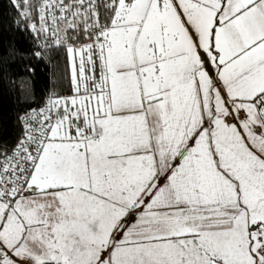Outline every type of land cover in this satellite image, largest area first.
Returning <instances> with one entry per match:
<instances>
[{
  "label": "snow or ice",
  "instance_id": "obj_1",
  "mask_svg": "<svg viewBox=\"0 0 264 264\" xmlns=\"http://www.w3.org/2000/svg\"><path fill=\"white\" fill-rule=\"evenodd\" d=\"M10 4L71 94L0 122V264H264V0Z\"/></svg>",
  "mask_w": 264,
  "mask_h": 264
},
{
  "label": "trees",
  "instance_id": "obj_2",
  "mask_svg": "<svg viewBox=\"0 0 264 264\" xmlns=\"http://www.w3.org/2000/svg\"><path fill=\"white\" fill-rule=\"evenodd\" d=\"M16 16L10 0H0V122L8 131L14 130L12 120L24 102L39 104L50 92L71 94L65 62L31 56L35 42L14 28ZM13 47L24 56L13 55Z\"/></svg>",
  "mask_w": 264,
  "mask_h": 264
}]
</instances>
